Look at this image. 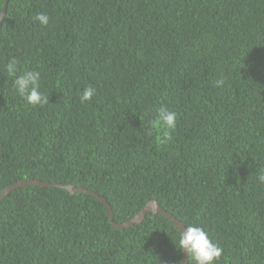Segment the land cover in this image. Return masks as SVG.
<instances>
[{
	"label": "trees",
	"instance_id": "16d2710c",
	"mask_svg": "<svg viewBox=\"0 0 264 264\" xmlns=\"http://www.w3.org/2000/svg\"><path fill=\"white\" fill-rule=\"evenodd\" d=\"M11 58L47 104L16 94ZM161 106L174 129L152 128ZM261 170L264 0H0V194L91 193L3 197L0 264H182L169 218L113 227L150 201L206 231L214 264H264Z\"/></svg>",
	"mask_w": 264,
	"mask_h": 264
},
{
	"label": "clouds",
	"instance_id": "9594fccd",
	"mask_svg": "<svg viewBox=\"0 0 264 264\" xmlns=\"http://www.w3.org/2000/svg\"><path fill=\"white\" fill-rule=\"evenodd\" d=\"M35 20L41 25H47L49 17L46 14H37ZM19 61L16 58H11L4 66L5 70L13 79V87L18 96L23 98L28 104L44 105L48 103V96L40 92V72L25 70L22 75H17ZM223 84L222 80L216 82L217 86ZM95 95V89L87 87L83 90L81 95V102L89 101ZM177 122V113L169 111L166 107L161 106L157 110L156 119L152 124V128L156 129H174ZM151 129L148 135H151ZM165 142L170 139V136L165 131L163 133ZM261 183H264V170L258 177ZM176 247L186 252L187 256L191 255L195 264H214L219 260L222 249L214 244L201 227L189 225L178 233V240L175 244Z\"/></svg>",
	"mask_w": 264,
	"mask_h": 264
},
{
	"label": "water",
	"instance_id": "95a60500",
	"mask_svg": "<svg viewBox=\"0 0 264 264\" xmlns=\"http://www.w3.org/2000/svg\"><path fill=\"white\" fill-rule=\"evenodd\" d=\"M5 12H6V6L4 7V10L2 11V14H1L2 18L5 15ZM31 184L32 185H38V186H41V187L62 188L65 191L69 192L70 194H74V193H77V192L91 194L90 192L86 191L85 189L76 188V187L71 186V185H69V186H61V185H57V184L52 185V184H48V183H42L40 181H27V182H22V183L15 184V185L10 186V187L6 188L5 190H3L2 193L0 194V202H1L3 197L7 196L13 190H15V189H17L19 187H24V186L31 185ZM95 196L102 203L105 204V206L107 208V216H108L110 221H113V216H112V211L110 209V206L106 203V201L103 198L98 197L97 195H95ZM148 212H151L153 214H161V215L169 218L173 222L174 226L178 230L181 231V230L184 229L183 225L179 221H177L175 218H173L170 214H168L165 211H163L158 205H156V203L154 201L148 202V204L131 220H129V221L123 223V224H117L115 222H112V225L116 229H125V228H128V227H131L134 224L141 223L144 220V218H145V216H146V214ZM182 264H187V254H186V252H183Z\"/></svg>",
	"mask_w": 264,
	"mask_h": 264
}]
</instances>
